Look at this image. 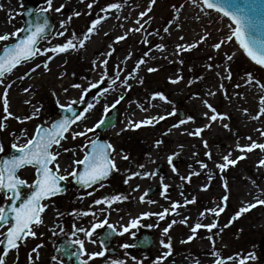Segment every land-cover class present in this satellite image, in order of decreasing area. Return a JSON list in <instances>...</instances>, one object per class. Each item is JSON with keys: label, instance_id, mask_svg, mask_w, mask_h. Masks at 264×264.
I'll list each match as a JSON object with an SVG mask.
<instances>
[{"label": "snow or ice", "instance_id": "obj_1", "mask_svg": "<svg viewBox=\"0 0 264 264\" xmlns=\"http://www.w3.org/2000/svg\"><path fill=\"white\" fill-rule=\"evenodd\" d=\"M83 2V0H81ZM127 0H115V2H108L104 5H99V0H88L85 5V10L73 9L64 19L59 21L60 30H55L54 25L51 23L48 14L51 11L56 13H62L66 8L65 3H61L58 7L54 5V0H44V7L35 9L34 22L29 21L28 25L24 28H18L12 32H4L0 34V42H5L2 50H0V86H3V92L0 93V101H2V112L0 115V131L6 130L9 125V118H13L16 121L24 124L27 121H32L41 114L43 105L33 106V111L30 114H18L11 109V101L9 91L13 87L16 81H10L6 83L5 77L12 74L18 66L29 64L36 61L38 57H46L44 60L34 63L23 75L17 79L24 80L26 77L37 72L38 69L43 67L45 71H51L50 63L58 55L62 53H68L70 51L78 52L80 49L85 48L86 44L91 41L92 37L99 35L103 30L104 22L114 13H118L123 10ZM157 0H148V6L140 11L137 15L135 23L132 27L125 29L122 35L115 37V42L124 41L130 32H145L144 25L148 24L153 18L149 16V13L153 11ZM94 5L99 6V13L95 14V17L91 19L86 25L85 29L81 32H77L74 28H71L74 17L78 18L82 15H93ZM186 5L195 6L199 9V13L195 15L196 20L207 18V25L202 26L201 33L194 41H188L183 35L179 37L183 43H176L174 51L170 54L176 56V61H170V63H178L183 66L185 60L182 58L183 53L190 52L201 44L207 42L213 37V31L210 27L214 23H222L223 27L216 29L217 32L223 33V35L217 36L215 42L210 44V47L216 54H220L223 57V70L216 71V76L219 78V84L215 87V90L211 88L207 91V97H214L217 92L231 99L228 89L225 87L224 81H231L233 78V70L231 63L238 53H242L250 61L264 68V0H185V3H173L171 8L174 10L175 19L180 20L181 11L185 9ZM0 8H3V4H0ZM102 13V14H100ZM216 14L217 19H213V15ZM15 13H10V18L14 17ZM29 15L32 12L29 11ZM144 17H148L147 20ZM116 20H120L119 15H115ZM224 18H227L228 22H224ZM125 20L129 19L128 16L124 17ZM124 28L121 23L119 25ZM177 27L183 28L182 24H177ZM224 28L227 29L224 32ZM163 32L171 34L170 25L163 28ZM27 33L26 35H21ZM105 36H108V32H104ZM160 36V29H156L154 32H147L141 39V43L148 45L151 44L149 36ZM65 37V40L60 43H56L51 47H41V41H48L50 37ZM163 40V37H160ZM8 41H13L8 43ZM229 44L235 46V50L222 51L228 47ZM155 49L159 51H165L167 45L164 43H156ZM116 51L112 44L108 45V51L97 56L92 61L93 71H96L97 67L102 66V74L99 79L90 80L88 77L84 78V82L72 83L71 88L80 90L79 100L73 98L68 103H60L57 97L56 103L63 111V115H59L56 118H49L46 122L36 125L32 134H29L26 128L20 130V135H17L15 131L11 133L14 138L10 144V148L15 152L11 155L5 154L0 156V264H6V258L9 253H15V259L13 264L19 259V250L22 243H26L28 238H37L43 236L44 232L39 231L42 227H48L45 220L46 210L50 206H54L55 201L51 198L57 196L62 192H66L62 182H66L71 177L76 184L85 188H92L93 191L85 193L86 196H93L97 190L93 186L98 185L100 189L106 187L104 181L107 180L113 172H119L120 168L117 165V157L121 160L128 161L129 154L124 153L123 150L117 151L115 145L109 140H101L98 136L95 139L89 138V133L95 135L96 130L103 128L107 125H111L107 113L115 109L118 104L125 99V95L132 90L133 84L131 80H135L138 84H143L144 78L139 76L141 65L148 63V58L151 57L150 48L147 52L135 61L134 67L131 71L127 72L121 78L123 68L117 64L114 65V71L112 75H109V58ZM51 53V55H49ZM132 53L129 52L125 57V61L130 59ZM102 57V58H101ZM167 59V57H165ZM209 61H213L214 57L209 56ZM67 63V60L64 61ZM221 68V65L209 62L206 65L207 70H214ZM158 67H148V72L158 71ZM192 70L191 68L189 69ZM66 71L59 73L60 77L66 75ZM75 75V73H72ZM205 77L202 74L196 75L194 79L187 81L188 85H192L197 81L204 80ZM168 80L171 83L177 84L184 80L183 68H179L175 75L169 76ZM243 83H236L234 88L239 89L244 86H255L261 93H264V82L258 79L253 72L248 71L244 73L242 77ZM107 81V87L101 88L102 94H107L110 91H117V81L119 86L123 88V94L110 104L103 106L105 113L101 119L96 121L93 125L88 126L83 123L87 120L91 110L95 107L92 103H87L84 97L92 90L100 88ZM32 86L29 85L23 89L25 93L30 92ZM63 91L67 93L68 87H64ZM55 95V92H53ZM194 96H199V93H194ZM235 96H242L240 92H234ZM149 103L148 107H145L144 103L137 102L138 108L141 111L148 113L149 108L155 107L150 101L159 99L160 101L172 104L173 101L163 91H154L147 98ZM26 104L31 105V100H26ZM85 104L86 106L82 110H77L74 105ZM202 103L209 111L202 113V116L206 118V122L200 126H197L194 130L190 128H183L182 133L200 137L201 143L205 149L204 156L208 161H212L215 167L221 174L225 170L232 166H236L239 161L245 159L247 155L256 149L264 152V139H254L249 135L245 139L248 143L241 144L237 141L235 150H239L238 155H233V150L228 151L226 154L221 155L220 159L214 160V153L209 147L207 139L203 138L205 130L212 128L214 123H219L224 129L233 131L229 123H225V120H230L228 112L218 111L217 107L210 102L209 99L203 98ZM243 113L248 115L251 120H261L264 117V94L258 96V108L255 114H252L249 108H243ZM177 112L176 108H172L171 111L165 110L162 113L149 114L143 116L141 119L135 120L129 118L119 132H124L126 129H139L142 126H155L161 121H165L167 117L174 116ZM135 115V114H133ZM196 117L193 115H187L185 118H181L177 123L171 125L164 132V135H168L173 129L181 128L188 123H195ZM77 127L74 128L73 126ZM259 133V137L264 138V126L255 129ZM119 135V133H117ZM69 136L73 141L78 137H84L85 140L76 147H66L63 142L69 139ZM25 139L23 142L21 138ZM164 144V139L159 138L154 141V147L160 148ZM79 148L83 155L78 156L76 148ZM179 151L173 150L167 156V163L170 166L173 174L179 176L182 182L191 183L194 176L200 175V170L209 169V164L205 160L197 159L196 164L199 165V169H193L186 175L181 174L180 169L174 162L180 155L184 145H179ZM71 152L73 159L68 167H61L60 159L65 153ZM0 153H5V144L0 141ZM198 152H194L193 156H198ZM149 163L155 164L156 160L152 158L151 153L148 154ZM258 166L264 167V158L258 160ZM192 166L189 165V168ZM34 169V178L29 181L21 175L23 169ZM69 168L71 170H69ZM209 171H211L209 169ZM159 177V182L162 187L160 195L170 201V206L162 207L161 211L145 210L140 211L138 214L133 215L127 213L128 219L124 221V216H120L115 222H110L111 211L120 212L122 209H113L114 204H120L125 201L133 199L131 193L139 192L141 184L137 183L131 189V193L117 192L113 194H102L99 198L91 201V206L87 209L73 208L69 215L77 218L91 216L93 219L88 221L87 225H78L73 223L70 233H65L64 227L57 219L51 227L50 231L53 236L57 235L56 229H59L60 234L70 235L75 239L66 240L65 243L57 251H62L67 257H76L80 259V264H89L90 261H95L97 258H104V264H145L144 258H138L136 255H131L128 251H124L122 257H113L109 253H115L116 249L111 247V241L114 235L121 237L128 235L135 239L137 232L141 227H147L149 229L159 228V223H147L144 221L152 217H156L158 221H166L169 216H181V209L187 207L190 204L197 202V197L192 196L191 199L186 197L183 192L180 193L181 200H171L168 195L170 185L165 182V176L159 174V168L149 169L144 163L138 164L136 169H125L124 183L128 184L132 179H156ZM212 176L209 175L210 181ZM255 183V181H253ZM183 187V183L180 185ZM210 187L209 183H205L201 186L202 190H207ZM223 188L225 194L220 197V203L213 207H205L203 211L199 212V217L206 218L212 216L213 219L209 223H202L201 220H197L194 224L189 225L190 216H182L181 219H171L161 229V239L159 241L162 252L161 255L155 258L153 264H163L173 254V236L171 235V229L174 225L184 224L189 227L190 235L186 239L181 240V243H188L193 241L200 229L207 230V238L212 244L211 255L215 257L211 264H250L252 261L258 260V256L255 247L251 251L240 253L237 252L233 255L223 256L216 250L215 236L219 233L213 234V229L218 227L220 214L228 207L229 202V190L230 185L225 179L223 182ZM151 189L145 190L139 195L138 201L141 204L147 203L154 205L158 203L156 200L150 199L149 192ZM261 193L264 194V189H261ZM105 205L97 210L94 206ZM257 205H264V199L255 197L251 202H244L241 207L230 217L228 223L223 227H220L219 231L223 232L224 227L229 226L233 221L237 220L244 213L249 212ZM55 216L57 218L65 216V212L59 208H54ZM99 213V214H98ZM103 215V219L100 218ZM104 230L102 234L97 237V230ZM144 243L148 242V238H144ZM139 243V241L137 242ZM137 243H129L124 241L119 244V248L128 250L137 247ZM98 245V249L90 251L86 245ZM43 241L36 244L28 253V264H37L40 259V249L43 247ZM73 246H76V250L72 251ZM35 254V255H33ZM86 257V258H84ZM53 261H58V264H65L63 259L54 255L51 257ZM174 264V262H173ZM194 264H200L199 260H196Z\"/></svg>", "mask_w": 264, "mask_h": 264}, {"label": "rangeland", "instance_id": "obj_2", "mask_svg": "<svg viewBox=\"0 0 264 264\" xmlns=\"http://www.w3.org/2000/svg\"><path fill=\"white\" fill-rule=\"evenodd\" d=\"M16 1L18 2L19 10L17 19L20 22V28H23V0ZM27 2L34 5L37 9L41 7L38 3V0H27ZM108 2H112V0H99V5L102 6ZM182 2L184 1L157 0L153 11L149 13V16H151L153 19L148 24H146V31L135 32L127 40L116 45L122 49L121 51L125 52V56H123V62L120 63L119 55L121 51H118L115 53V56H112L109 59V75H112L114 71V65L117 64L123 68L121 78H123L127 72L133 69L135 61L140 58L143 53L147 52L151 48L149 44L145 45L140 42L147 32H154L156 29H160V36L152 35L151 38L155 39L156 42L164 43L165 33L163 32V28L170 25L171 29L172 23L174 22L171 19L172 12L174 11L171 8V4H179ZM49 14L54 19V29L60 30L59 21L65 17L62 15V13H56L55 11H51ZM9 19V16L3 17V21L5 22H10ZM91 19H93L91 18V15L83 16V19H80L76 24L71 26V28H74L79 33L85 29L86 25ZM147 19L148 17L145 20ZM161 36L163 37V40L160 39ZM56 39V36H52L48 41H42L41 47H51L52 45L59 43V41ZM102 41L109 42L110 40H105L103 37ZM11 42L13 41H8V43ZM4 43L5 42L0 43V50L3 48ZM94 44L96 45L98 43L94 42ZM100 44L101 43H99L98 46H100ZM229 49L235 50V46L229 44L228 47L222 49V51ZM85 50H87V53L84 54ZM93 51V48L80 49L78 52H74L72 56L62 60L60 66L56 68L52 67L50 63V72L45 71L43 67H41L37 70V72L33 73L31 77H26L24 80L17 79L19 76L23 75L24 72L27 71L34 63L42 61L46 58L41 56L38 57L36 61L21 65L12 74H9L5 77L6 83L10 81H16V83L13 84L14 89L9 91L11 101L10 110L18 114H30L33 111V106L38 107L42 104L43 108L41 109V114L39 117L34 118L32 121H27L24 124H21L13 118H9V127L6 130L0 131V141L5 144V153H0V156L8 154L12 150L10 148V144L14 139L11 135L13 131H15L17 135H20V130L22 128H26L28 133L32 134L36 125L46 122L49 118H56L53 112L59 108V105L56 103L57 97L59 98L60 103H68L73 98L79 100L80 90L71 88L70 85L72 83L84 82L85 77H88L90 80L99 79L100 75L102 74V66L97 67L96 71L92 70V61L97 58L94 56ZM129 52L132 53V56L130 59L125 61L124 57H126ZM49 55H51V53H49ZM181 55L185 60V64L183 66L179 65L178 63H170L171 59H169V65L162 70L148 72L147 67L142 72H139L144 78V82L143 84L135 83V88L129 91L125 95V99L116 106L120 110V118L116 128H124L127 120L129 119V114L126 112L127 108H129V110L137 108V102L144 104L147 103L145 107H148L149 101L147 98L152 92L159 91V88H157L155 85L161 81L163 82L162 77L168 79L169 76L175 75L177 70L182 67L184 80L177 84L167 83V88H165L166 91H171L172 94L169 96V98L173 101V103L168 104L163 101L162 103L165 105V110L167 111H171L172 108L182 111L184 113V118L187 115H193L196 118L198 117L201 111L206 108L202 103L203 98L209 99L210 102L217 107L218 111H226L229 113L231 119L225 120L224 122L229 123L233 131H228L224 129L219 123H214L211 129L205 130V132L202 134L203 138L207 139L209 142V147L214 153V160L218 161L220 159L218 156L221 157V155L226 154L230 150H233L234 156L238 155L239 150H235L237 141L240 143V140H244L247 136H249V134H251L254 139H264L259 137V133L255 131V129L263 126L264 117H262L261 120H251L249 119L248 115L242 111L243 108H249L251 113L255 114L258 108V96L264 93H261L255 86H244L239 89L234 88L236 83H243L242 77H244V73L248 71L253 72V74L258 79H261V81L264 82V71L255 67L242 53H238L237 57H235L234 60L230 62L233 70V78L231 81H224L225 87L228 89L231 99L229 100L226 98L222 92H217L214 97H207L206 93H204V83L202 85L197 84L198 86H193L194 90H191L192 85H188L187 81L192 79L199 72H201L202 75H206L208 72L215 74L216 71H222L224 62L222 55L216 54L211 47L205 48L201 46ZM209 56H213L214 60L209 61ZM172 57H175V61L178 59L176 56ZM65 60H67L66 64L64 63ZM209 62L221 65V68L207 70L206 65ZM190 68L192 69L191 71L189 70ZM61 71H66L67 74L64 77H60L59 73ZM72 73H75V75H72ZM204 81L206 82L205 79ZM219 82L220 81L217 83L219 84ZM29 85L32 86V89L30 92L25 93L23 89ZM101 86L107 87V81ZM64 87L69 88L67 93L63 91ZM193 91L199 93L200 95L198 98L194 99V103L192 104V100L187 98L186 94ZM2 92L3 86H0V93ZM22 92H24V95L21 94ZM53 92H55V95H53ZM234 92H240L243 94L242 96H244L243 102L240 100L237 101V107H234L233 104L236 98L239 96L233 95ZM117 96V91H110L107 94H102L93 103L95 107L91 110L87 120L83 123L91 126L96 121L101 119L102 116H104L103 106L112 103L117 98ZM26 100H31L32 104H26ZM150 103H152V101H150ZM0 115H3L2 101H0ZM178 120L179 119L175 116H169L165 120L166 122L164 124H159L157 127L150 126V130L147 131H145L144 126H142L139 129L128 128L124 132L119 133V135H117L118 131H116V128L112 132H109V134H112V137L115 140V147L117 151L119 152L123 150V152L128 153L130 157L128 161L121 160L119 157H117V163L119 165L118 167L120 168V171L115 173L117 186L124 187L127 190V193H131V189L135 186V184H141V189L139 192L131 193L133 199L126 201L127 204L124 210L120 213L111 215L110 222H115L120 216H124V221H121V223H124L128 219L127 213L130 212L135 215L140 211L150 210V204H141L138 201V198H136L137 193L140 195L149 188L151 190L156 189V192L152 195L149 194L148 198L156 200L158 203H163L166 205V207L170 206V201L165 200L160 195L162 187L159 182V177L156 179L134 178L128 184H125V169H136L138 164L143 163L141 160L139 162H135V159L137 158L136 153H138L141 158H149L148 154L156 150L154 143H151L150 141L146 142L145 135L151 137L153 136V133L157 131H166L171 125L177 123ZM203 123H205V119L197 118L195 123H188L185 125L194 130L197 126H200ZM73 127L76 128L77 126L74 125ZM138 136H140L139 140H137ZM159 137L164 139V131L162 133L160 132ZM24 139L25 138L22 137L20 142H23ZM75 141L78 143L81 140L76 139ZM75 141H73L69 136V139L66 142L62 141V143H64L66 147H72L76 146L74 144ZM181 144L184 145V148L180 152L179 156L183 157V162H181V160L175 162L177 167L180 169L181 174H185V172L187 174L193 169L200 170L199 165L196 164L197 159L205 160L209 164V169L211 170H200V175L194 176L190 184L187 182H182L179 179V176L173 174L170 166L167 163V156L173 150L179 151L178 146ZM163 146V152L160 153L162 156L161 158L158 157L156 163L153 164V168L159 167L160 164L165 167V174H159L164 175L165 182L171 185L168 193V195L171 197V200L182 201L183 198L180 195L181 192H183L184 195L189 199H191L192 196L197 197V202L195 204H190L187 207L181 209V215H185V213H187L191 217L189 220V225L194 224L198 219L201 220L202 223H209L212 221V216L201 218L199 217V212L203 211L205 207H213L220 203V197L225 194L223 182L226 179L230 185L229 202L228 207L223 213L220 214L218 227L212 230L213 234L219 233L215 236V248L221 253V255L227 256L236 254L237 252H248L251 251L253 247H255L258 260L252 261L250 264H264V205H257L255 208H252L249 212L244 213L237 220L233 221L229 226L224 227L223 232L219 231L220 227H223L228 223L230 217L235 213V211L239 209V207L242 206L244 202L253 201V196L264 199V194L261 193V189H264V167H259L258 163H256V158L260 155L264 156V152H261L259 149L254 150L253 152L249 153L245 159L238 162L236 166L230 167L229 169L225 170L223 174H221L215 167V164L212 161H208L207 157L204 156L205 149L201 143L200 137L183 135L179 137L174 144L169 145L168 143H164ZM230 147H234V149ZM194 152H198L199 155L194 157ZM72 159V155L63 154L60 159V162L63 161L62 168L68 167L71 164ZM189 165L192 167L189 168ZM69 170L71 169L69 168ZM21 175L29 179L31 182V180L34 178V169H24L21 171ZM209 175L212 176L210 181L208 180ZM253 181H255V183H253ZM182 183L183 187L180 186ZM205 183L210 184V187L206 191L201 189V186ZM249 191H252V193H249ZM173 218L177 220L180 219L179 216H169L166 221H158L156 217L146 219L144 221L145 224L159 223L160 227L149 229V231L146 229L147 227H141L137 232V237L135 239L128 235L123 237L120 236L119 243L117 245V249L120 251V255L118 256L122 257L123 252L128 251L131 255H136L138 258H144L145 264H153L155 258L158 255H161L162 252V248L159 243L161 239V229L166 226V223ZM45 220L49 227V209L46 210ZM48 227H45L46 234ZM186 229H189V227L184 224L174 225L171 229L174 251L173 254L163 262V264H173V262L174 264H186L187 262L192 264L193 261H196L195 259L207 257L208 254L211 255L212 244L207 238V230L200 229L198 231L197 237L193 241L181 243L180 241L186 239V235L190 234V229L188 232ZM145 232L153 234L155 237V245L151 249L150 253L135 252L131 249L123 250L119 248V244L124 241L136 243L138 236ZM38 243L40 242L37 238L34 240L29 239L26 243H24L19 250V259L16 261V264H28V253ZM14 259L15 253H9V256L6 258V264H13ZM211 259L213 260L215 257L211 255ZM37 264H58L56 261L51 259V250H49L48 245H44L40 249V259ZM102 264H104V261ZM228 264H232V262H228Z\"/></svg>", "mask_w": 264, "mask_h": 264}, {"label": "bare ground", "instance_id": "obj_3", "mask_svg": "<svg viewBox=\"0 0 264 264\" xmlns=\"http://www.w3.org/2000/svg\"><path fill=\"white\" fill-rule=\"evenodd\" d=\"M185 3V0H182ZM112 2H115V0H112ZM121 2H123V0H121ZM38 3L41 7H44V0H38ZM61 3H65L66 4V8L63 10L62 15L64 17H66L68 14H70L72 12L73 9L76 10H85V5L88 3V0H83V2H81V0H54V5L55 6H59ZM0 4H3V8H0V34H3L4 32H12L18 28H20V22L17 19L18 17V2L16 0H0ZM148 6V0H127V2L125 3V6L123 8L122 11L118 12V13H114L113 16H110L105 22H104V26H103V30L100 32L99 35H95L92 37L91 41H89L85 48L83 49H89V48H93V54L94 56H101V54L106 53L108 51V45L112 44L116 51L112 54V56H115V53L118 51H121L122 49L117 47V44H120L122 42H124L125 40H127L130 36H132L135 32H130L128 37L121 42H115V37L118 35H122L123 32L125 31V29L130 28L134 25L135 20L137 18V15L140 11L144 10L146 7ZM10 13H15L14 17L10 18ZM99 13V6L94 5L93 8V15H91V18L95 17V14ZM199 13V9L196 8L195 6H188L186 5L185 9H183L181 11V16H180V20L177 21L175 19V14L174 11L172 12L171 15V19L174 21L172 23V27L170 29L171 34H164V44L167 45V49L165 51H159L157 49H155L154 45L156 43H160V42H156L155 39H152V36H149V40L151 41V44H149L151 46V57H155L153 58H149L148 64L146 65H141L140 68V72H142L143 70H145L147 67L149 66H154V67H158L159 70L164 69L166 66H168V61L169 59H171V61H175V57H172L173 55H170L175 48V44L176 43H183L184 41H180L179 37L181 35H183L185 37L186 40L188 41H194L195 39L198 38V35L201 33V28L202 26H208L206 21L207 18H203L201 20H196L195 19V15ZM102 14V13H100ZM115 15H119L121 17L120 20H116L114 18ZM4 16H9V20L10 22H5L3 21V17ZM83 16L86 15H82L78 18L74 17L73 19V23L71 26H73L74 24H76L80 19H83ZM88 16V15H87ZM128 16L129 19L125 20L124 17ZM147 17H144V19H146ZM213 19L216 20L217 16L216 14L213 15ZM52 21H54L53 17H52ZM224 22L227 23L228 20L224 18ZM124 25V28H121L119 25L120 24ZM177 24H182L183 28H179L177 27ZM146 27V25H144V28ZM223 24L222 23H214L211 27L210 30L213 31V37L210 38L207 42L201 44V47H205V48H209L210 44L215 42V39L217 36L223 35V33L221 32H217L216 29L218 28H222ZM227 29L224 28V32H226ZM104 32H108L109 35L105 36ZM104 37L105 40H110L109 42L106 41H102V38ZM57 41L63 42L65 40V37H57L56 39ZM176 40V41H175ZM102 41V42H101ZM98 43V44H94ZM2 43V42H0ZM100 44V46H98ZM199 46V47H200ZM198 48V47H197ZM74 53V51H70L68 53H62L58 56H56L52 61H51V66L52 67H58L61 64V61L64 59H67L68 57L72 56ZM87 53V50H85L84 54ZM111 56V57H112ZM123 56H125V52L121 51L120 55H119V62H123ZM110 57V58H111ZM167 57V59L165 58ZM102 58V57H101ZM109 58V59H110ZM125 58V57H124ZM158 70V71H159ZM202 74L201 72H199L197 75ZM139 76H141V73H139ZM196 76V75H195ZM195 76L192 78L194 79ZM205 80H201V81H197L196 83L192 84V88L191 90H194L193 86H198V85H202L203 83L205 84L204 86V93H207V91L211 88L212 90H215V87L218 85V81L219 78L216 76V74H213L212 72H208L206 73V75H204ZM163 82L161 81L160 83H158L157 85H155L157 88H159V91H163L165 92L166 95L170 96L172 93L171 91H166L165 88H167V83H171L168 79H165L164 77H162ZM208 80V81H207ZM133 84V88L132 90L135 88L134 84L136 83L135 80H131L130 81ZM198 84V85H197ZM14 89V87H12L10 90L12 91ZM117 93L118 95L123 94V88H121L119 86V81H117ZM197 93L195 91L191 92V93H187L186 96L187 98H189L190 100H192V104L194 103V99L198 98V96H194L193 94ZM22 95H24V92L21 93ZM118 97V96H117ZM243 98L244 96H239L238 98H236V100L234 101V107H237L238 103L237 101H242L243 102ZM147 103H145L144 105H146ZM153 105H155V107L149 108V112L145 113L143 111H141L140 108H135L132 110H129V108L126 109V112L129 114V118L138 120L141 119L143 116L145 115H149V114H156V113H162L165 111V105L162 103V101L157 100H153L152 103ZM205 111H209L207 108L203 109L201 111V113L198 115V119L199 118H203L205 119L206 122V118L202 116V113ZM223 112V111H221ZM135 114V115H133ZM168 118V117H167ZM166 121H161L159 124H164ZM157 124V125H159ZM157 125H155L157 127ZM261 126V124H260ZM264 126V123H263ZM262 127V126H261ZM150 126H144V130H150L149 129ZM183 128H189L187 125L182 126L181 128L178 129H173V131L171 133H169L168 135H165L164 137V143H168L169 145L174 144L179 137L185 135L182 133V129ZM121 128H116V131L119 132ZM162 130V129H160ZM165 132V130H163ZM163 131H157L155 133H153V136H148L145 135V140L146 142L150 141L151 143H154V141L156 139H159V135L160 132L162 133ZM253 132V131H252ZM254 134V133H252ZM251 135V134H249ZM192 137V136H191ZM140 139V136L137 137V140ZM135 141V140H134ZM136 142V141H135ZM241 144L244 143H248L245 139L240 140ZM164 146L161 145L160 148H156L155 151H153L151 153L152 158L155 159L157 161L158 157L161 158V154L163 152V148ZM233 148L234 147H230ZM239 152V151H238ZM137 154V158L135 159V162H139L141 160V162L143 161L144 164H146L148 166L149 169H153V164L149 163V158H141L140 155ZM220 158V156H218ZM264 158V156L260 155L256 158V163L258 162L259 159ZM166 159V158H165ZM164 159V160H165ZM181 160V162H183V157L178 156L175 159V162ZM186 174V172H185ZM170 185V184H169ZM171 186V185H170ZM249 193H252V191H249ZM139 197V194H136V198ZM257 196H253V198H255ZM139 203V202H138ZM162 207H166L165 204L163 203H156L154 205H151V209L152 211H161ZM139 213V212H138ZM136 213V214H138ZM182 216H189V214L185 213V215H181L179 216V218L181 219ZM149 231V228H146ZM186 231L188 232L189 229H186ZM191 234V233H190ZM189 234V235H190ZM188 235H186L187 237ZM132 251L134 250V248L131 249ZM136 252V251H135ZM209 253V252H208ZM159 256V255H158ZM195 260H199V262H201V264H211L212 259H211V255L208 254L207 257H203V258H199V259H195ZM195 261L192 262V264H194ZM186 264H189L188 262Z\"/></svg>", "mask_w": 264, "mask_h": 264}, {"label": "flooded vegetation", "instance_id": "obj_4", "mask_svg": "<svg viewBox=\"0 0 264 264\" xmlns=\"http://www.w3.org/2000/svg\"><path fill=\"white\" fill-rule=\"evenodd\" d=\"M89 138H95V135H93L92 133H89ZM85 140V138H84ZM84 140L81 141V143L84 142ZM76 151H78V155L81 153V155L83 154V152L77 147ZM71 153V152H70ZM72 155V153H71ZM73 158V155H72ZM106 187L103 189H100L97 186H95L94 188H96L97 190L95 191L94 195L89 197L84 195L85 193L89 192V191H93V189H87V190H81L78 188H75L72 186V183L69 185V189L67 191V193L61 197L58 198H54L53 201H55L54 206H50V227L57 222V219L59 220V222L61 223V226L64 227L65 229V233H70L71 231V226L73 223H77L78 225H87L88 221L92 220L93 218L91 216L88 217H81V218H77V217H73L71 215H69L68 213L71 212V210L73 208H82V209H87L89 206H91V201L99 198L102 194H113L116 193L117 190L115 188V183L113 182L112 179H110L107 183H105ZM118 204H114L113 205V209L117 208ZM97 210H99L102 205H96L94 206ZM107 207V206H106ZM54 208H59L61 211H64L66 214L63 217L57 218L55 216V212H54ZM115 212L114 210L111 211V213ZM99 214V213H98ZM57 235L53 236L52 232L49 230L48 231V243L51 247V252H52V256L56 255V249L59 246V244L62 242L63 239L66 240H70V239H75L74 237H71L70 235H66V234H60L59 233V229H56ZM101 233H99V231L97 230V237ZM116 240L112 243V247L115 246ZM92 246L94 249H89L90 251H94L98 249V245H92V244H87V246ZM76 248V246H75ZM60 259H63L61 256H58ZM86 258V257H84ZM64 260V259H63ZM65 261V260H64ZM101 261V258H97L95 261H90L89 264H98ZM58 262V261H57ZM66 264V261H65Z\"/></svg>", "mask_w": 264, "mask_h": 264}, {"label": "water", "instance_id": "obj_5", "mask_svg": "<svg viewBox=\"0 0 264 264\" xmlns=\"http://www.w3.org/2000/svg\"><path fill=\"white\" fill-rule=\"evenodd\" d=\"M29 11H31L32 12V15H29ZM34 16H35V12H34V8H30V7H27V9H26V13H25V17H26V26L28 25V22L29 21H32V22H34ZM49 19H50V17H49ZM51 21V20H50ZM51 23H52V21H51ZM25 26V27H26ZM27 33H22V35H26ZM91 100H89L87 103H89ZM86 105L84 104V105H82L81 107L82 108H84ZM78 111H79V109H77ZM56 113H59V114H61V115H63L64 113H63V111L60 109V111L59 112H56ZM117 117H118V112H117V110H115L114 112H113V114L110 116V117H108V119H109V121H111V125H107V126H105V127H103V128H100V130L101 131H105V130H107V129H110V128H112L115 124H116V122H117ZM15 152V150L13 151V153ZM62 184L65 186V184L62 182ZM75 184H76V182H75ZM77 186H81V185H78V184H76ZM83 187V186H82ZM144 241V240H143ZM142 241V244H141V246L142 247H147V246H149V245H151L152 244V242H151V240L150 239H148V242L147 243H144ZM3 247V246H2ZM76 264H80L79 262H76Z\"/></svg>", "mask_w": 264, "mask_h": 264}]
</instances>
